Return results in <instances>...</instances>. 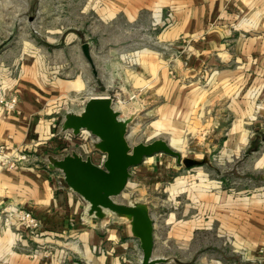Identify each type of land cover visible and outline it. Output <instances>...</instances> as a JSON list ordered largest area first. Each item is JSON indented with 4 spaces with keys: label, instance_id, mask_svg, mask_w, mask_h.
I'll use <instances>...</instances> for the list:
<instances>
[{
    "label": "crops",
    "instance_id": "crops-1",
    "mask_svg": "<svg viewBox=\"0 0 264 264\" xmlns=\"http://www.w3.org/2000/svg\"><path fill=\"white\" fill-rule=\"evenodd\" d=\"M90 4L91 0H84V11ZM107 4L114 6L108 8ZM101 5L106 8L101 15L106 13L107 20L121 16L140 21L146 17L150 23L152 16L156 18L164 10L168 12L167 27L159 39L173 45L183 43L182 39L190 42L182 58L193 62L196 69L175 61L178 79L161 64L162 56L149 48L142 51L143 58L132 71L123 72V65L115 64L120 71L110 75L125 73L133 84L125 93L152 108H180L169 103L173 85L179 84V77L190 75L189 71L199 72V64L209 66L213 79L197 83V95H188L181 109L197 105L201 111L196 123H202L204 109L216 108L213 121L217 125L224 123L219 114L225 109L229 112L226 123L233 125L234 131L229 129L221 139L219 164H213L217 174L209 178L204 170L197 171L201 180L193 199L189 198L193 203H186L187 210L195 208V213L185 219L183 211L179 219L170 213L162 224L153 222V256L166 259L156 264L175 260L183 264H264V253L259 251L264 246V131L252 134L246 128L234 129L235 125L250 124L255 110L264 112V0H101ZM10 6L0 0V30L4 34L0 39L4 41L13 26L23 25L21 20L12 22ZM83 43L90 54L91 43ZM5 64H0V95L16 94L17 104L11 112L0 106V144L11 150L27 145L32 155L31 163L23 167L6 170L0 166V208L24 206L40 219L41 229L38 236H31L14 220L7 223L0 216L1 264H138L141 249L129 230L112 218L88 217L87 202L69 188L59 171L44 165L40 146L31 148L34 144L30 143L39 144L60 122L64 92L79 94L86 83L79 75L63 81L28 75L24 68L15 76ZM91 67L95 74L93 62ZM77 97L71 107L75 112L89 98ZM188 113L180 111L179 115ZM240 154L247 177L243 188L237 189L230 177L236 173L230 161ZM224 162H228V172L221 173ZM130 172L133 175V170Z\"/></svg>",
    "mask_w": 264,
    "mask_h": 264
},
{
    "label": "rangeland",
    "instance_id": "rangeland-1",
    "mask_svg": "<svg viewBox=\"0 0 264 264\" xmlns=\"http://www.w3.org/2000/svg\"><path fill=\"white\" fill-rule=\"evenodd\" d=\"M5 1L11 5L12 22L15 24L21 20L23 25L13 26L10 33L6 32V40L0 39V55H2L0 64L6 63L7 68L11 69L12 75L15 76L23 73L24 68L26 74L59 78L63 81L72 80L79 75L86 83L79 94L72 91L64 92L67 95L65 98L61 97V100L65 101H61L58 115L62 117L65 110L75 105L77 95L81 94L82 96L77 99L82 100L84 96L99 95L101 92V95L110 94L115 97L114 107L119 110L120 116L132 117L127 127V140L131 145L161 138L183 156L196 159L205 156L208 158L205 164L187 168L182 163H177L176 158L167 153L146 157L141 164L130 169L133 170V175L129 178L125 189L114 197L117 202L122 203L146 202L156 224H162L170 213L175 219H179L183 211L182 217L190 218L195 213V208L189 207L187 210L186 203H193L189 198L194 197L196 183L201 180L197 171L204 170L205 177L209 178L217 174V167H214L213 171V164L214 162L219 164L217 155L222 136L228 133L229 129V132L234 130L231 131L233 125L226 123L229 121V112L225 109L219 114L224 118L222 125H217L213 121V116L217 115L216 108L204 109L203 115L206 119L202 123H196V116L201 111L197 105L193 104L191 108L181 109L183 104L186 105L188 95L192 93L191 98L197 95V83L203 85L213 79L209 66L199 64V72L189 71L190 75L179 77V84L173 85L169 103L178 104L180 108L173 109L170 105L164 110L152 108L149 107L150 104L135 101L133 94L125 93L126 89H132L133 84L129 75H125L122 71L128 72L127 70L132 71L136 68L143 58L142 51L145 48L155 50L162 56L161 64L167 67L172 78L178 79L174 71L175 61L180 60L181 65L184 68L188 67L189 70L196 69L193 62L190 64L189 60L182 58L188 52L186 49L189 41L182 39L183 43L173 45L159 39L160 32L167 27L168 12L160 10L158 16L156 18L152 16L149 23L146 17L141 18L143 20L140 21L139 19L132 21L128 17L121 19V16L109 17L107 20L106 13L103 14L104 16L101 15L103 10L104 12L106 10L105 6L103 8L101 5V0H91V8L87 7L86 11H84V0ZM107 6L113 8L114 5L107 4ZM3 35L2 33L1 36ZM86 41L91 43L90 57L95 74L82 51V43ZM117 63L123 65L120 72L122 75L113 77L110 73L120 71L119 67H115ZM241 80L243 81L242 78ZM186 110L188 114L179 115L180 111L182 113ZM255 112L256 116L253 114L254 120L250 124L235 125L234 129L243 131L246 128L248 133L252 134L264 131V112L263 110L261 112L255 110ZM59 128V123L54 125L51 132L40 140L39 144L37 141L28 142L34 144L31 148L40 146L42 156L38 157L42 158L44 165L47 154L61 157L67 151L74 150L72 146L69 148L66 146L64 150L65 145L52 135L58 133L63 136L68 133L61 132ZM92 137L94 140L95 137ZM240 149H243V146ZM241 156L240 154L238 157H233L230 161L233 170L236 171L230 173V177L235 180L233 186L237 189L243 188L247 177V174L245 175L247 169L243 166L244 158ZM227 165L228 162L221 165V173L228 172ZM185 186L188 190L183 188ZM109 218L116 223L119 222L117 224L120 227L129 230L125 218L109 214L102 219ZM171 264L183 263L175 260Z\"/></svg>",
    "mask_w": 264,
    "mask_h": 264
},
{
    "label": "water",
    "instance_id": "water-1",
    "mask_svg": "<svg viewBox=\"0 0 264 264\" xmlns=\"http://www.w3.org/2000/svg\"><path fill=\"white\" fill-rule=\"evenodd\" d=\"M82 51L92 64L87 43L82 44ZM131 119V116H120L108 95L90 96L79 112L72 108L65 110L59 130L72 135L82 130L89 132L95 137L91 141L92 148L104 158L98 164L90 155L83 157L74 150L61 157L47 154L46 167L59 171L69 188L87 202L85 213L88 217L102 219L114 214L125 218L131 236L138 240L141 249L138 264H156L166 259L153 256V220L148 204L141 201L117 202L114 197L125 189L131 177L130 169L141 164L146 157L167 153L187 168L205 164L208 158L183 156L161 138L131 145L127 140Z\"/></svg>",
    "mask_w": 264,
    "mask_h": 264
},
{
    "label": "built area",
    "instance_id": "built-area-1",
    "mask_svg": "<svg viewBox=\"0 0 264 264\" xmlns=\"http://www.w3.org/2000/svg\"><path fill=\"white\" fill-rule=\"evenodd\" d=\"M108 95L113 100V105L115 104V97ZM118 101V99H116ZM17 104L16 94H12L8 97L0 95V106L5 112H11L15 110ZM62 144H64V150L69 147H73L74 150L81 154L83 157L90 155L95 163L100 164L104 158V155L94 151L91 146V141L93 140L92 134L82 130L77 135H72L71 132L66 133V135L58 136L54 134ZM70 151H67L68 153ZM65 153V154H66ZM94 154H98V158H94ZM30 147L27 145L14 147L11 149L7 148L5 144H0V166L6 170H13L18 167H23L31 163L30 161ZM0 216L4 218V221L10 223L11 220L18 224L24 231H26L31 236H38L40 234L41 222L40 219L29 209L21 205H5L0 208ZM260 252L264 253V246L259 249ZM1 264V262H0Z\"/></svg>",
    "mask_w": 264,
    "mask_h": 264
},
{
    "label": "bare ground",
    "instance_id": "bare-ground-1",
    "mask_svg": "<svg viewBox=\"0 0 264 264\" xmlns=\"http://www.w3.org/2000/svg\"><path fill=\"white\" fill-rule=\"evenodd\" d=\"M171 145V144H170ZM172 147V146H171Z\"/></svg>",
    "mask_w": 264,
    "mask_h": 264
}]
</instances>
